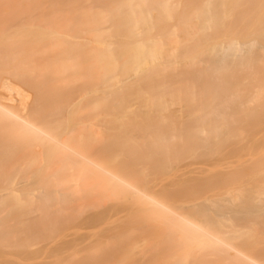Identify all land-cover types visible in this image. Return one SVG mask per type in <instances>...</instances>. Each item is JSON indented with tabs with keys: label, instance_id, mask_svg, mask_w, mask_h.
I'll use <instances>...</instances> for the list:
<instances>
[{
	"label": "bare ground",
	"instance_id": "1",
	"mask_svg": "<svg viewBox=\"0 0 264 264\" xmlns=\"http://www.w3.org/2000/svg\"><path fill=\"white\" fill-rule=\"evenodd\" d=\"M86 225L51 264H264V0H0V253Z\"/></svg>",
	"mask_w": 264,
	"mask_h": 264
},
{
	"label": "rangeland",
	"instance_id": "2",
	"mask_svg": "<svg viewBox=\"0 0 264 264\" xmlns=\"http://www.w3.org/2000/svg\"><path fill=\"white\" fill-rule=\"evenodd\" d=\"M110 206V205H107ZM108 215H110L108 213ZM92 217V216H91ZM90 217V219H91ZM106 224L102 225V227L106 228V229H111L113 230V233H122L125 230H127L126 227V222L124 219L118 217H115L113 215L111 216H107L106 219ZM124 223V224H123ZM87 227V229H86ZM79 227L78 229H68L67 231H65V235H66V244H60L58 241V244L54 245L51 244L49 242H51L53 239H45L44 241H40L38 242L35 246L31 247L28 252L25 253H17V254H11V256H9L11 262L7 263L5 262V255H3L2 253H0V264H51L53 262V257L59 258L61 260L64 259V262H66L67 260L66 257L69 254H72L74 252L77 253V257H81L82 255H86L88 254L91 250H89L90 246H88L89 244H85L84 243V239H85V235L86 234H93L96 233V230L99 229H91L88 228V225ZM110 230V231H111ZM74 231H76L78 233V236L74 235ZM109 230H107L108 232ZM110 231L108 232V234L110 235ZM112 233V235H114ZM73 234V235H72ZM83 235V237H82ZM81 236V237H80ZM74 242L71 245V241ZM108 240V239H106ZM65 241V242H66ZM104 241V240H103ZM63 242V241H61ZM73 244H77L78 246L75 247V250H70L69 248L73 246ZM52 245V246H51ZM61 245V246H60ZM88 247V248H87ZM48 262V263H47Z\"/></svg>",
	"mask_w": 264,
	"mask_h": 264
}]
</instances>
